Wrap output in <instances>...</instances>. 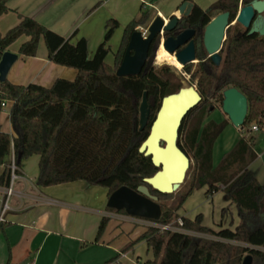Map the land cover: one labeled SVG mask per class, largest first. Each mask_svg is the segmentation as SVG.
<instances>
[{"label":"trees","instance_id":"1","mask_svg":"<svg viewBox=\"0 0 264 264\" xmlns=\"http://www.w3.org/2000/svg\"><path fill=\"white\" fill-rule=\"evenodd\" d=\"M8 1L0 0V16L10 11ZM216 6L229 13L230 21L237 13V0H220ZM195 11L200 13L197 7ZM17 17L15 26L0 33V58L8 46L22 36L27 40L20 44L18 55L34 57L42 40L48 61L72 68L76 75L73 80L56 79L49 88L36 84L15 85L7 80L0 83V112L5 102H12L9 122L13 134L0 131V187L9 184L11 155L18 169L23 161L35 155L38 156L36 183L42 188L82 181L106 189L107 198L121 186L131 190L146 186L158 200L171 198L173 194H159L143 182L156 168L149 157L138 151L149 131L148 125L138 131V119L144 92L151 118L158 99L179 89L172 82V69L162 67L157 72L144 67L137 76H116L130 34L148 22L149 14L142 13L125 26L113 54V67L105 58L110 51L108 42L118 28L114 19L105 22L102 42L89 58L84 38L71 43L75 32L63 38L31 17ZM219 54L222 57L220 66L213 68L209 75L204 73L198 81L202 98L229 88L238 90L248 105L242 127L257 123L264 130V37L232 34ZM195 110L193 108L184 117L178 138L179 149L192 160L186 173L188 188L174 206L161 205L157 223L169 225L181 219L182 230L212 238L147 227L121 252L144 241L153 258L143 264H241L246 255L252 257V264H264V251L261 250L264 249V185L258 183L249 170L256 159L254 138H240L221 156L218 165L213 166V145L229 120L219 123L211 120L203 124L207 114L200 111L191 118ZM204 187L206 197L222 192L236 206L240 222L233 230L219 227L215 231L202 225L201 215L190 220L176 214L193 191ZM108 221L106 217L100 219L94 243L103 234Z\"/></svg>","mask_w":264,"mask_h":264},{"label":"crops","instance_id":"2","mask_svg":"<svg viewBox=\"0 0 264 264\" xmlns=\"http://www.w3.org/2000/svg\"><path fill=\"white\" fill-rule=\"evenodd\" d=\"M184 1L9 0L7 7L10 11L0 16V33L4 34L18 23L17 15L31 17L63 38H69L75 32L71 43L84 38L87 41L88 56L91 58L100 44V28L108 18L117 21L120 28L137 19L142 13H148L151 20L155 16L167 19L176 14L178 6L184 4ZM190 1L204 10L215 0ZM98 2L100 4L91 10ZM104 32L103 29V35ZM26 40L22 36L6 49L17 55V60L7 74L8 82L49 88L56 79H74L76 70L48 61L42 40L38 43L34 57H20L18 48ZM115 51L105 61L113 60ZM11 104L10 101L5 102L0 112V131L10 136L13 135L9 122ZM35 157L37 159L33 161L34 170L26 171L27 164L23 161L22 167L18 169V178L13 183L14 194L8 201L9 209L4 221L0 223V264H104L113 258L115 259L110 264H143L152 260V252L144 241L138 242L126 252H121L145 231L148 227L146 224L137 218L107 211V190L104 188L82 181L39 187L36 183L38 156ZM1 170L2 167L0 172ZM3 188L0 187V193ZM200 191L204 192L205 187ZM214 195L218 197L222 193ZM214 199L212 197L211 201ZM222 200L216 227L210 229L217 231L221 227L233 230L240 222L237 208L224 194ZM182 209L179 210L180 216L192 220L201 215L202 225L209 228L205 224L208 221L206 214L199 213L195 216L196 213L192 211L183 215ZM102 217L109 221L99 240L94 243ZM1 224L5 226L2 227ZM124 234L127 236L123 242L113 244ZM100 245L106 246V253L101 256Z\"/></svg>","mask_w":264,"mask_h":264},{"label":"water","instance_id":"3","mask_svg":"<svg viewBox=\"0 0 264 264\" xmlns=\"http://www.w3.org/2000/svg\"><path fill=\"white\" fill-rule=\"evenodd\" d=\"M186 4H182L180 12ZM254 13L259 17L251 23L248 35L258 34L264 37V0H252L249 5L239 9L232 21L248 28ZM231 21V22H232ZM176 22L175 18L170 24ZM229 24V14L220 13L205 27L203 40L207 54L217 67L221 57L219 52L224 42L225 28ZM162 20L155 16L148 27V36L143 39L140 32L134 30L125 49L123 59L116 70L117 77L137 76L141 73L148 57L149 47L154 38L161 31ZM170 28L164 27L163 31ZM169 39L162 47L168 53L176 52V59L181 65L194 59L191 45L177 50V46H169ZM17 60V55L5 51L0 58V83L6 81L7 74ZM201 101V97L192 87L180 88L174 93L163 96L159 108L151 121L149 131L139 146V153L150 158L156 171L152 176L144 178L143 182L159 194L169 195L175 193L183 184L186 173L190 167V158L178 147L179 129L184 117ZM222 112L229 122L236 128L243 125L247 114V100L236 89H226L222 94ZM150 118V107L147 95L142 94L139 106L138 131L147 126ZM106 208L124 213L132 218L158 222L161 217V206L156 196L150 194L146 186H139L131 190L121 186L113 191L106 201ZM241 264H252V257L246 255Z\"/></svg>","mask_w":264,"mask_h":264},{"label":"rangeland","instance_id":"4","mask_svg":"<svg viewBox=\"0 0 264 264\" xmlns=\"http://www.w3.org/2000/svg\"><path fill=\"white\" fill-rule=\"evenodd\" d=\"M213 14H215V13H212V15ZM108 20H109V18H108ZM151 21L152 20L150 19V15H149L148 22L145 25H142L140 27H143V28L147 27V25ZM105 22H104V25H105ZM104 25H102V27L100 28V43L102 42V38H103L102 32L104 29ZM124 28H125V26L123 28L118 27L114 31V33H113V35H112V37L108 43L110 51L106 57L107 60L110 58L112 53L115 51L116 46H117V44H118V42L122 36ZM232 33H233V29L231 28L230 30H228V32L225 36V40L223 42L222 49H225V47L227 45L228 38H229V36L232 35ZM105 62H107V64L111 67L114 66V59L110 60V61H105ZM158 63L159 64L157 66H155V71H157V72L162 67H168V68L172 69L171 71L174 74V77L172 78V82H173L174 86L176 87V89L177 88H179V89L180 88H186V87L195 88V86L198 85L196 83L197 82L196 77H193V79H192L190 74H188V73L184 74L181 66H179V68H178L176 66H171V65L167 66L165 63H161V62H158ZM193 66H194V64H193ZM192 70H193V68L191 69V71ZM220 97H221V92L217 93L213 96H207L205 98L203 97L201 99V101L194 107L196 110L191 115V118H195L200 111H204V113L207 114V116L205 117L203 124H205L211 120L216 122V123H219L222 120H227L226 115L222 112V109H221ZM160 99H161V97L158 99L157 105H155L153 113L156 111ZM210 110H212V111H210ZM251 126H256L258 128V131L250 132L249 129ZM262 129H263V127H260L257 123H252L250 126L244 127V132L240 133L238 128L234 127L229 122L228 125L222 130V132L220 133V135L218 136V138L216 139V141L214 143V148H213V153H212V164H213V166L218 165V163L221 159V156L224 153L229 152L234 147V145L236 144V142L240 138L248 139L249 137H253L254 138L253 150L256 154V159L249 166V170L255 174L256 180L258 181V183L264 185V130H262ZM35 159H37V158L35 156H32V157H29L28 159L25 160L26 161L25 164H27L26 171L34 170L35 164H33V161ZM190 162H192V160H190ZM188 181H189V178L187 176L186 179L184 180L183 184L180 186V188L175 193H173V196L171 198L159 200L160 206L161 205H165L167 207L174 206L175 205L174 203L178 200L180 195L183 194L187 190ZM217 195L216 196L212 195L211 197H206L205 191L204 192L200 191V190L193 191L192 194L184 202V204L182 206L183 209L181 208L183 215H184V213L189 214L192 211L196 213L195 216L199 213L206 214L208 221L205 222V224H208L207 226L209 228L216 227L215 224L217 223V221L219 219V212H218L219 206H221V204L223 203V200H222L223 199V193H222V196L220 195L217 197ZM212 197L215 198L214 201L213 200L211 201ZM100 199H101V196H100ZM105 205H106V202H105ZM179 210L176 212V214L180 216ZM215 212H216V214H215ZM111 213H116V212L112 211ZM118 214H120L122 216H126V214H124V213H118ZM229 224H228V226H229ZM189 235H192L195 237L209 238V239L212 238L210 236L201 235V234H197V233H193V232H189ZM126 236L127 235H125V234L121 235L118 238V240H116V242L113 244H117L120 241L123 242L125 240ZM105 248H106L105 245H100V256L102 254L106 253ZM261 250L264 251V249H261Z\"/></svg>","mask_w":264,"mask_h":264},{"label":"flooded vegetation","instance_id":"5","mask_svg":"<svg viewBox=\"0 0 264 264\" xmlns=\"http://www.w3.org/2000/svg\"><path fill=\"white\" fill-rule=\"evenodd\" d=\"M219 1L220 0H215L213 3L209 4L206 9L203 10L200 7H198L196 4L192 3L190 0H185L183 3L189 2V4H186V6L182 8L181 12L179 10H180V7L182 4L178 6L176 14L170 15L167 19L161 18V20H162L161 31L154 38V40L152 41V43L149 47L148 57L144 63L143 68L149 67L150 69H155V66H157L159 64L158 61H156L157 52H158L160 47L163 49L162 44L168 39L170 40L169 46H171V47L177 46V50L183 49V48L191 45V47L193 49L192 55H193L194 59L187 62L184 65H181L179 63V61L176 59V52L168 53L164 49L163 50L174 60V63L180 64L179 66H181L184 74H187V73L190 74L192 79H193V77H196V79H197L196 83L197 84H198L200 77L204 73H206V75H209V74H211L213 68H218L221 64L222 57L220 56L221 57L220 64H219V66L216 67L212 63L210 55L207 54V52L205 50L203 35H204L205 27L208 25V23H210V21L215 16H217L218 14L224 13L220 7L216 6ZM256 1H260V0H256ZM251 2H252V0H248L246 2H244L243 0H237V12L239 11V9L241 7L249 5ZM196 7L199 8L200 13L195 11ZM212 13H215V14L212 15ZM258 17H259V14L254 13L253 18L250 21L249 27L246 28V27H243L242 25L236 23L235 21L231 20L232 21L231 22L230 16H229V24L225 28V36H226L228 30H230L231 28L233 29L232 34H235V36H237V37L241 36L244 33L248 34V32L251 28V23L255 19L257 20ZM172 18L176 19V22L173 25L170 24V20ZM207 19H208V21L206 22ZM150 23L147 26H149ZM169 26H170V28L168 30L163 31L164 27H169ZM256 35H258V34H256ZM225 36H224V40H225ZM145 38H143V39H145ZM222 45H223V43H222ZM221 49H222V47H221ZM161 63H165L167 66H169V65L175 66L173 63H171V64L166 63V61H163ZM193 64H194V66H193ZM192 68H193V70L191 71ZM194 90L199 94V96L202 99V94L198 88V85L195 86ZM224 91L225 90L220 91L221 96H222ZM211 92L212 93L215 92L214 86L211 87ZM220 92H218V93H220ZM159 104H160V101L158 103L156 111L154 112V115L151 118H149V121L147 124L148 130H149V126H150L149 124H151V121L153 120V118H154V116H155V114L159 108ZM221 106H222V102H221ZM210 111H212V110H210Z\"/></svg>","mask_w":264,"mask_h":264},{"label":"built area","instance_id":"6","mask_svg":"<svg viewBox=\"0 0 264 264\" xmlns=\"http://www.w3.org/2000/svg\"><path fill=\"white\" fill-rule=\"evenodd\" d=\"M148 27L149 26L143 28L139 26L135 30L140 32L142 38H145L148 35ZM238 130L240 133H243L244 127H240L238 128ZM249 131L256 132L258 131V128L256 126H251ZM8 168L10 170L9 184L7 187H4L0 193V223L4 221L5 215L9 209L8 201L10 197L13 196L14 194L13 183L18 178V174H16V171H18V168L15 166L13 155L10 156V162H9ZM138 220L146 224L148 227H154V228L159 229L160 231L181 232V233L188 234V232L181 229L182 227L181 219H177L175 222L169 225L158 224L157 222H151V221H147L144 219H138ZM136 264H139V263H136Z\"/></svg>","mask_w":264,"mask_h":264},{"label":"bare ground","instance_id":"7","mask_svg":"<svg viewBox=\"0 0 264 264\" xmlns=\"http://www.w3.org/2000/svg\"><path fill=\"white\" fill-rule=\"evenodd\" d=\"M156 61L163 62L166 61V63L171 64L173 63L176 67L179 68L180 64L174 63V60L160 47L157 55H156Z\"/></svg>","mask_w":264,"mask_h":264}]
</instances>
